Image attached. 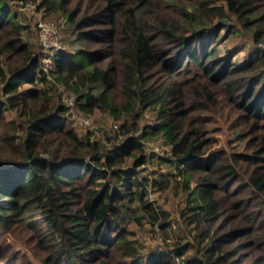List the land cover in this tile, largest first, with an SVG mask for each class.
<instances>
[{"label":"trees","instance_id":"obj_1","mask_svg":"<svg viewBox=\"0 0 264 264\" xmlns=\"http://www.w3.org/2000/svg\"><path fill=\"white\" fill-rule=\"evenodd\" d=\"M62 1L40 0L38 7L61 8ZM88 2L66 13L75 41L95 39L91 27L109 25V37L121 35L115 60L104 65L107 56L97 50L61 48L47 70L40 42L33 52L20 36L25 24L0 0V32L10 35L0 44V235L23 232L43 251L44 264H264V137L249 152L208 151L205 122L190 118L202 104L186 90L199 73L237 99L248 128L264 119V0ZM232 36L256 47L241 63L225 44ZM49 72L85 114L98 109L121 119L110 127L115 134L81 137L64 96L55 100L42 87ZM204 97L215 101L211 91ZM145 110L155 120L139 127ZM156 139L170 147L162 160L175 166L180 219L193 231L172 243V224L180 222L147 197L168 180L139 168L160 153L145 150ZM129 217L161 231L164 246L143 250ZM0 264L29 263L0 240Z\"/></svg>","mask_w":264,"mask_h":264},{"label":"rangeland","instance_id":"obj_2","mask_svg":"<svg viewBox=\"0 0 264 264\" xmlns=\"http://www.w3.org/2000/svg\"><path fill=\"white\" fill-rule=\"evenodd\" d=\"M6 1L7 6L16 12L17 19L22 24H25L26 28L21 31L20 36L28 43L33 52L40 50L36 22L38 18L42 17L44 20H51L55 23L59 32L62 48L76 50L81 46L87 50H97L99 51L100 55L106 54L107 56L106 59H104V65H109L111 62H113L112 60H115V53L113 49L115 48V42H118V39L121 35L113 34L111 37H109L108 32L111 30L109 25L99 24L91 27V29L95 30V33L97 34V38L95 39L86 38L81 42V44L75 41V34L73 32L74 22H69L66 19V13L77 7L81 9L85 8L89 4L88 0H63L62 7L56 9L38 7L40 0H31V2L37 5V9L39 10L35 13L31 12L29 9H25L22 6L24 0ZM219 2H225V0H219ZM9 36L10 35L8 34V31H1L0 44L2 40L7 39ZM245 42L246 41L242 40L241 38L234 36L227 38L225 41L226 46L231 48V51L234 53L233 59L238 63H241L247 59L250 55H252L253 52H255L254 50H256V47H254L252 44L244 47ZM120 44L121 42H119L117 46ZM261 46L264 47V44H261ZM48 55H50V51L43 50V64H46L45 58ZM1 58L3 59L4 56ZM45 68L49 70V67L45 66ZM193 71L194 70L188 73V76H191ZM54 75L55 73H47V78L50 80V82L42 86L48 92L47 95H51L55 100L60 99V94L61 96H71L74 98V94L68 85L63 84L62 82H53ZM155 75V77L158 78L157 72H155ZM195 79L189 80V82H187L186 90L189 91V95H187L197 97L200 99V104L202 105L199 108L193 109L191 111L190 118L195 122H201V120L205 122L204 136L208 139L210 144L208 151L216 148H222L227 153L232 151L249 152L253 147L252 145L258 143L262 136L264 137V119L257 121L252 125L251 128H248V125H250L251 121L248 123L246 122L244 113H242V111L234 103V101L237 99H232L231 95L226 92L222 83L212 84L199 73L196 75ZM52 82L53 86H51ZM21 87H26V84H23ZM101 88L102 84H97L94 87L93 92L98 93ZM194 90H196V92H194ZM206 91L213 92V101L215 100L213 103H208V100H206L204 97ZM118 93H120V90L117 87L116 94ZM117 98L121 97L118 95ZM192 99L193 98L190 100ZM69 111L70 113L68 114V121L70 122L71 126L77 130L81 137L90 134V136H93H91L92 138H95L100 135L102 136L103 134L106 135L105 131H107L109 135L112 136L116 131L110 129L111 125L114 123L119 125L121 122V119H113V117L108 112L94 109L92 112H89L90 114H86L90 117L84 118L86 120L85 124L80 119L82 116L84 117L85 112L79 109L77 105L74 104V106L71 107ZM155 115V112L145 110L136 122L139 124V127H142L146 123H153L155 120ZM123 117L124 119H131V117L126 114L123 115ZM139 132L140 131L132 130L131 133L138 135ZM253 135H255V137L257 136L258 139H251L254 138ZM122 136L123 133L121 134L118 132V137H115L114 140L118 141L122 138ZM103 139L105 138L103 137ZM249 139L253 140L251 144L248 142ZM151 143L154 145L157 143L156 145L159 146L158 150H160V153H156L154 157H152L144 165H140L139 168H143L141 174H147L149 178L150 176H156V178H158L160 181L168 180L167 187H164L162 183L160 185H156L152 189L151 196L158 206L164 208L168 212L170 221L174 222V220L177 219L180 222L179 226L176 222L174 225L172 224L173 228L176 226V230L169 233L170 235L168 236L171 237H167V241L172 243V240H175L178 235L191 236L193 231L191 226H186L180 219V211L184 206V196L181 193H174V180L178 178L177 172L174 170L175 166L163 162L162 160L163 157H168L171 154L170 147L166 145L161 139H159V142L158 139L150 141L149 144ZM147 144L145 150L148 153L149 149ZM133 159L134 158L131 157L127 162H131L132 164ZM176 167L180 169L183 168L181 165H176ZM231 188L234 187L232 186ZM127 226L130 229L135 230V238L142 245L141 248L143 250L147 251L152 248H162L164 246L165 235L161 231L155 229L153 225H150L146 222L142 225H139L134 219L129 217L127 219ZM26 237L27 235H24L23 232L18 230V232L13 235L9 233L1 234L0 240H3V242H6V244L9 245L10 253L16 255L17 258H21L22 260L27 261L29 264H44L42 261L44 256L43 251L38 247H34L31 239H26ZM189 252L190 250L187 251L186 254Z\"/></svg>","mask_w":264,"mask_h":264},{"label":"built area","instance_id":"obj_3","mask_svg":"<svg viewBox=\"0 0 264 264\" xmlns=\"http://www.w3.org/2000/svg\"><path fill=\"white\" fill-rule=\"evenodd\" d=\"M22 6L25 9H29L33 13L39 11L37 9V5L34 4L33 2H31V0H24ZM36 25H37V30H38V34H37L38 35V41L40 42V44L44 50L50 51V55H48L45 58V61H46L45 66L50 67L53 54L62 48L61 42H60L61 40H60L59 32H58V29H57V27L53 21L44 20L42 17L37 19ZM63 101L66 104L70 105L71 107H73L75 104L74 98L71 96H64ZM88 117H90V116L85 114L84 117L82 116L80 119L82 122H84L86 124V120L84 118H88ZM89 126H90V124H89ZM113 126H114V128H116L117 124L114 123ZM158 142H159V139H158ZM156 144L154 145L152 143L151 144L148 143L147 147H148L149 151H154V152L160 151V150H158L159 146ZM181 166L184 168L183 164H181ZM151 195H152V192L149 191L147 194V197L150 198ZM177 262H179V261H177Z\"/></svg>","mask_w":264,"mask_h":264}]
</instances>
